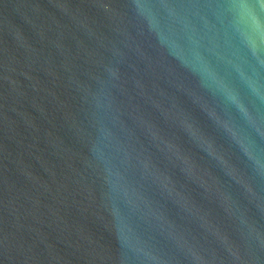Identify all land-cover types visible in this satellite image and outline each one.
Here are the masks:
<instances>
[{"label": "water", "instance_id": "95a60500", "mask_svg": "<svg viewBox=\"0 0 264 264\" xmlns=\"http://www.w3.org/2000/svg\"><path fill=\"white\" fill-rule=\"evenodd\" d=\"M0 264H264V0H0Z\"/></svg>", "mask_w": 264, "mask_h": 264}]
</instances>
